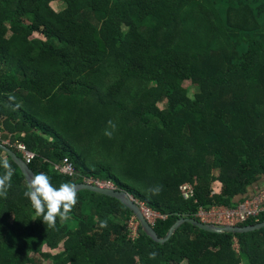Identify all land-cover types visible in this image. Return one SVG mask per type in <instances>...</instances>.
<instances>
[{
    "label": "trees",
    "instance_id": "1",
    "mask_svg": "<svg viewBox=\"0 0 264 264\" xmlns=\"http://www.w3.org/2000/svg\"><path fill=\"white\" fill-rule=\"evenodd\" d=\"M0 130L54 186L109 181L165 215L153 224L159 237L180 217L199 219V207H236L264 178V0H0ZM0 158L14 169L0 197V264H264V227L213 232L185 221L160 242L138 223L131 238L133 211L85 189L49 228L32 219L20 168ZM64 158L74 177L54 169Z\"/></svg>",
    "mask_w": 264,
    "mask_h": 264
},
{
    "label": "built area",
    "instance_id": "2",
    "mask_svg": "<svg viewBox=\"0 0 264 264\" xmlns=\"http://www.w3.org/2000/svg\"><path fill=\"white\" fill-rule=\"evenodd\" d=\"M0 144L7 146L11 150L14 149L20 153L26 164L31 163V161L35 158V154L30 151L23 142L19 140H13L11 135L5 136L1 130ZM54 169L59 174L70 177H74L77 174L74 165L68 158H64L62 161L54 164ZM83 183L94 184L102 187L114 186L112 182L98 181L93 179L85 180ZM180 192L184 199H191L194 196V188L189 183L182 184L180 186ZM215 193L216 191L212 190L211 195H214ZM242 198L243 199L238 202L236 207L233 208L221 205H213L209 208L199 207L196 212V216L203 222L211 223L216 226H224L240 225V223L246 221L247 219L257 218L264 214V189L247 194ZM137 204L152 226L157 218L165 217V215H162L155 210H151L143 203ZM138 223L139 221L135 215L132 216L128 221L129 235L131 238H135L137 236Z\"/></svg>",
    "mask_w": 264,
    "mask_h": 264
},
{
    "label": "clouds",
    "instance_id": "3",
    "mask_svg": "<svg viewBox=\"0 0 264 264\" xmlns=\"http://www.w3.org/2000/svg\"><path fill=\"white\" fill-rule=\"evenodd\" d=\"M115 130L116 124L112 120H108L103 134L112 138ZM0 168L3 169V172L0 173V197L7 198L8 190L12 186L14 169L6 158H0ZM161 190V186L149 189L154 195H158ZM23 195L28 198L35 211V216L32 219L40 218L49 228L56 226L57 217L66 219L78 202L74 184L63 182L54 186L50 177L44 172L34 174L28 180ZM100 226L107 227V221H100ZM149 256L154 259L156 253L152 252Z\"/></svg>",
    "mask_w": 264,
    "mask_h": 264
},
{
    "label": "water",
    "instance_id": "4",
    "mask_svg": "<svg viewBox=\"0 0 264 264\" xmlns=\"http://www.w3.org/2000/svg\"><path fill=\"white\" fill-rule=\"evenodd\" d=\"M0 150L5 152L12 161L20 168L22 171L25 180L28 182V180L31 179V177L34 175V172L31 170V168L28 166V164L25 163V161L19 157L13 150L9 149L7 146L0 144ZM76 187V190H90L93 192H97L109 197H113L120 202H122L124 205H126L130 210L133 211L134 215L137 217L142 229L151 236L154 240L164 242L167 240L171 234L174 232V230L183 222L188 221L195 225L200 226L201 228L213 232H246L250 230L259 229L261 227H264V220L257 221L253 224H246V225H224V226H216L211 223L203 222L197 218L194 217H180L178 218L168 229L166 235L164 237H159L153 228V226L149 223V221L144 216L142 210L136 203V201L125 191L116 189L115 187H102L94 184L89 183H76L74 184Z\"/></svg>",
    "mask_w": 264,
    "mask_h": 264
},
{
    "label": "rangeland",
    "instance_id": "5",
    "mask_svg": "<svg viewBox=\"0 0 264 264\" xmlns=\"http://www.w3.org/2000/svg\"><path fill=\"white\" fill-rule=\"evenodd\" d=\"M63 6H64V5H63V3H62L61 1H54V2H52V7H53L56 11L61 10V9L63 8ZM31 37L42 38V36L39 35V34H37V33H33V34L31 35ZM162 80L165 81V79H162ZM184 86L186 87L187 92H188V95H189L190 97H193V95L198 91L197 86L194 85V84H192V83H190V82H188V81H186V82L184 83ZM158 107H159L160 109H164V108L166 107V101L159 102V103H158ZM215 172H217V171H215ZM111 186H112V185H111ZM112 187H114V186H112ZM213 190H215L216 193H218V192L221 190V185H220L218 182H215V183L213 184ZM216 193H215V194H216ZM60 250H62V244H60L56 249H52V250H50V249H49L47 246H45V245L42 247V251H44V252H46V251H48V252H58V251H60ZM32 255H33V257H34L36 260H38V262H40V263L48 262L47 260H44V259H43L41 253H39V252H34ZM245 262H246V261L243 260V263H245Z\"/></svg>",
    "mask_w": 264,
    "mask_h": 264
},
{
    "label": "crops",
    "instance_id": "6",
    "mask_svg": "<svg viewBox=\"0 0 264 264\" xmlns=\"http://www.w3.org/2000/svg\"><path fill=\"white\" fill-rule=\"evenodd\" d=\"M220 184V183H219ZM264 189V178L260 179L256 184H254L250 190H248V194H251L253 192H257ZM242 199V197H238L236 199L237 202H239V200Z\"/></svg>",
    "mask_w": 264,
    "mask_h": 264
}]
</instances>
